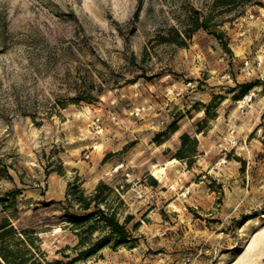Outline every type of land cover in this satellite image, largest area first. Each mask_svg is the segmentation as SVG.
I'll use <instances>...</instances> for the list:
<instances>
[{
    "label": "rangeland",
    "instance_id": "obj_1",
    "mask_svg": "<svg viewBox=\"0 0 264 264\" xmlns=\"http://www.w3.org/2000/svg\"><path fill=\"white\" fill-rule=\"evenodd\" d=\"M222 1L0 0L8 244L59 264L264 261V0ZM99 181L135 238L71 261L68 183Z\"/></svg>",
    "mask_w": 264,
    "mask_h": 264
},
{
    "label": "trees",
    "instance_id": "obj_2",
    "mask_svg": "<svg viewBox=\"0 0 264 264\" xmlns=\"http://www.w3.org/2000/svg\"><path fill=\"white\" fill-rule=\"evenodd\" d=\"M219 0H214L213 6H217ZM222 6L225 7L226 12L232 10L233 1L223 0ZM209 18L204 17L201 23L196 21L195 27L181 31L171 27V31L167 37L176 45L185 43V38H190V33H194L199 28L210 30L208 25ZM171 36V37H169ZM245 87L247 85H244ZM81 99H75L77 102ZM83 100L91 102V99L84 97ZM183 138L187 137L186 134L182 135ZM108 189L112 191V195L121 201L120 196L112 189H110L103 181H99L93 191L87 190L76 184L69 182L64 199V209L67 211L66 218L72 228L73 232L77 235L78 239L73 245L75 255L70 259L77 261L80 259L89 258L95 255L98 250L103 247L111 246L116 247L120 244H126L130 239H134V235L126 228L127 223L132 218L128 216L123 222H120L117 211L112 207L109 211V206L105 203L102 194ZM9 192L5 193V196ZM5 196L0 197V201L6 199ZM136 228V226H135ZM96 230L99 232L94 235ZM13 231L11 223L4 219L0 223V264H59V260L42 262L35 256V250L32 247V240L27 235L17 237L21 247H13L5 241V236ZM26 233V230L24 231Z\"/></svg>",
    "mask_w": 264,
    "mask_h": 264
},
{
    "label": "bare ground",
    "instance_id": "obj_3",
    "mask_svg": "<svg viewBox=\"0 0 264 264\" xmlns=\"http://www.w3.org/2000/svg\"><path fill=\"white\" fill-rule=\"evenodd\" d=\"M100 145V144H99ZM99 147V146H98ZM176 162V160H173V161H168V162H166V164L165 165H163V166H161V167H159V168H157L156 170H154V176L155 177H158V178H160V180H162L163 179V176H167V168H173L174 167V163ZM168 177H169V175H168ZM170 179H172V178H170ZM168 180H169V178H168ZM166 182H167V180H166ZM175 187V186H174ZM169 201V200H168ZM174 205V204H173ZM176 205V204H175ZM175 207H177V206H175ZM175 207H174V209H175ZM180 208V207H179ZM252 239H254V238H252ZM247 248V247H246Z\"/></svg>",
    "mask_w": 264,
    "mask_h": 264
},
{
    "label": "built area",
    "instance_id": "obj_4",
    "mask_svg": "<svg viewBox=\"0 0 264 264\" xmlns=\"http://www.w3.org/2000/svg\"><path fill=\"white\" fill-rule=\"evenodd\" d=\"M259 264H264V261H261Z\"/></svg>",
    "mask_w": 264,
    "mask_h": 264
}]
</instances>
